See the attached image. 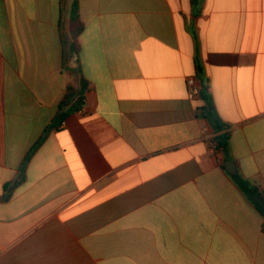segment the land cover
<instances>
[{
    "label": "crops",
    "instance_id": "crops-1",
    "mask_svg": "<svg viewBox=\"0 0 264 264\" xmlns=\"http://www.w3.org/2000/svg\"><path fill=\"white\" fill-rule=\"evenodd\" d=\"M74 1L0 0V264H264V0Z\"/></svg>",
    "mask_w": 264,
    "mask_h": 264
},
{
    "label": "trees",
    "instance_id": "trees-1",
    "mask_svg": "<svg viewBox=\"0 0 264 264\" xmlns=\"http://www.w3.org/2000/svg\"><path fill=\"white\" fill-rule=\"evenodd\" d=\"M203 0H191V5L193 8V13L195 16L197 14L201 13ZM79 0H75L73 7H72V13H71V19H70V32L72 34V38L74 39V47L73 50L76 52V45L78 41V37L81 35V33L84 30V24L80 19L79 15ZM191 30V29H190ZM191 33L193 34V37L195 39L196 44V50H197V57H196V77L197 80L200 83V97L204 101V106L202 107V116L207 120L213 130L216 133L215 141L217 144V148L222 149L225 154L228 153V146H229V137L230 133L229 131H224L227 126L223 123L221 118L219 117L215 103L213 100L212 92H211V86L210 81L208 77L206 76L204 72V68H202V64L200 62L199 58V49L198 44L199 41L197 38L196 33L191 30ZM84 90V86L83 89ZM68 93L66 95V100H71L73 97L78 95L77 91H74V87L68 88ZM80 94V93H79ZM59 119L63 118L61 115L58 116ZM52 127H55V125H52ZM234 183L237 185V187L242 191V193L247 198V201H249L264 217V192L260 191L254 184L243 178L242 176L235 175L231 177Z\"/></svg>",
    "mask_w": 264,
    "mask_h": 264
},
{
    "label": "built area",
    "instance_id": "built-area-1",
    "mask_svg": "<svg viewBox=\"0 0 264 264\" xmlns=\"http://www.w3.org/2000/svg\"><path fill=\"white\" fill-rule=\"evenodd\" d=\"M188 88H189V98L190 99H196L197 97L200 96V86L197 84L196 79L190 78L188 79ZM217 144H214L212 147H216Z\"/></svg>",
    "mask_w": 264,
    "mask_h": 264
},
{
    "label": "water",
    "instance_id": "water-1",
    "mask_svg": "<svg viewBox=\"0 0 264 264\" xmlns=\"http://www.w3.org/2000/svg\"><path fill=\"white\" fill-rule=\"evenodd\" d=\"M231 165H226V170L228 172V174H230L231 176H235L237 175V168L235 166V163H230Z\"/></svg>",
    "mask_w": 264,
    "mask_h": 264
}]
</instances>
